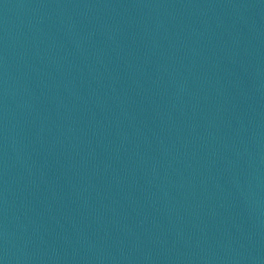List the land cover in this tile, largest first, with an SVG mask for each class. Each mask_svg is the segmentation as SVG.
<instances>
[{
	"label": "water",
	"instance_id": "1",
	"mask_svg": "<svg viewBox=\"0 0 264 264\" xmlns=\"http://www.w3.org/2000/svg\"><path fill=\"white\" fill-rule=\"evenodd\" d=\"M0 264H264V0H0Z\"/></svg>",
	"mask_w": 264,
	"mask_h": 264
}]
</instances>
